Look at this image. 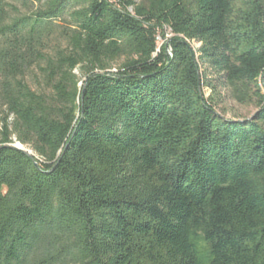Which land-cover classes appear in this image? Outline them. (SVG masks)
Segmentation results:
<instances>
[{"label": "trees", "instance_id": "1", "mask_svg": "<svg viewBox=\"0 0 264 264\" xmlns=\"http://www.w3.org/2000/svg\"><path fill=\"white\" fill-rule=\"evenodd\" d=\"M0 264H264V0H0Z\"/></svg>", "mask_w": 264, "mask_h": 264}, {"label": "rangeland", "instance_id": "2", "mask_svg": "<svg viewBox=\"0 0 264 264\" xmlns=\"http://www.w3.org/2000/svg\"><path fill=\"white\" fill-rule=\"evenodd\" d=\"M170 36H171L170 30L166 28L164 31V36H158L159 44H162L165 38H168ZM194 45L196 47L199 46V44H194ZM205 90L206 92L208 91L207 89ZM206 94H208V92ZM217 111L218 113H221L225 117H230L234 119H243L252 116V114L256 111V106L254 104H241L234 101L229 96H225L224 100L219 104ZM24 147L27 148V146L25 145Z\"/></svg>", "mask_w": 264, "mask_h": 264}, {"label": "water", "instance_id": "3", "mask_svg": "<svg viewBox=\"0 0 264 264\" xmlns=\"http://www.w3.org/2000/svg\"><path fill=\"white\" fill-rule=\"evenodd\" d=\"M13 148L22 150L24 152H27L28 154H31V150L24 147L23 144H21L19 141H16L14 144L11 145Z\"/></svg>", "mask_w": 264, "mask_h": 264}]
</instances>
